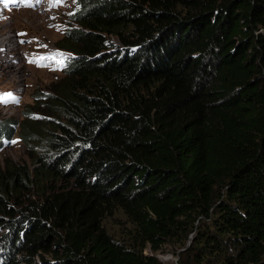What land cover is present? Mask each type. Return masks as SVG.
<instances>
[{"label": "trees", "instance_id": "trees-1", "mask_svg": "<svg viewBox=\"0 0 264 264\" xmlns=\"http://www.w3.org/2000/svg\"><path fill=\"white\" fill-rule=\"evenodd\" d=\"M68 17L70 65L22 110L25 157L0 163V264H264V0Z\"/></svg>", "mask_w": 264, "mask_h": 264}, {"label": "rangeland", "instance_id": "rangeland-1", "mask_svg": "<svg viewBox=\"0 0 264 264\" xmlns=\"http://www.w3.org/2000/svg\"><path fill=\"white\" fill-rule=\"evenodd\" d=\"M74 4L75 0H59V3L55 0H32L28 6L24 0H0V45L9 40L14 43V47L2 45L4 52L1 57H5V61H0V93L10 92L18 99V102L0 103V120H17L15 135L1 141L4 149L0 152V163L6 157H25L27 148L19 138L22 110L33 102L32 96L37 90L46 91L52 82L63 76L60 65L51 60L44 61L45 65L51 66L43 67L29 63V60L64 53L59 39L70 25L68 16L74 11ZM112 41L119 43L115 37ZM17 47L19 50L12 53ZM11 61H15L12 67L14 74L6 73L2 68V64L9 66ZM69 65L70 61L63 64L64 67ZM12 140L17 142H6ZM158 256L167 264L178 262V257L171 252L159 253Z\"/></svg>", "mask_w": 264, "mask_h": 264}, {"label": "snow or ice", "instance_id": "snow-or-ice-1", "mask_svg": "<svg viewBox=\"0 0 264 264\" xmlns=\"http://www.w3.org/2000/svg\"><path fill=\"white\" fill-rule=\"evenodd\" d=\"M56 3H59V0H55ZM30 6V5H28ZM20 35H26L24 33H21ZM23 43V41H21ZM68 59V57L65 56L63 53H56L51 56H38V57H33L31 60H29V63H34L37 66H51V65H45L44 61L46 60H51L54 63L58 65H63L65 60ZM8 102H18L17 97L14 96L13 93H0V103H8ZM8 143H16L17 141L12 140V141H6Z\"/></svg>", "mask_w": 264, "mask_h": 264}, {"label": "bare ground", "instance_id": "bare-ground-1", "mask_svg": "<svg viewBox=\"0 0 264 264\" xmlns=\"http://www.w3.org/2000/svg\"><path fill=\"white\" fill-rule=\"evenodd\" d=\"M2 45L4 46V47H6V46H9V45H11V47H14V43H11V41L9 40V41H7V42H4V43H2L1 45H0V57L1 56H3V48H2ZM12 50H13V48H12ZM17 50H19V48L17 47V49H14L13 51H12V53L13 52H16ZM5 58V57H4ZM4 58H0V61L1 62H4L5 61V59ZM7 60V59H6ZM14 64H15V61H11V64L9 65V66H6L5 65V63L4 64H2V66H4V67H2V68H5L4 69V71L6 72V73H9V74H14V72H13V70L14 69H12V67L14 66ZM11 67V69H9ZM1 68V67H0Z\"/></svg>", "mask_w": 264, "mask_h": 264}, {"label": "water", "instance_id": "water-1", "mask_svg": "<svg viewBox=\"0 0 264 264\" xmlns=\"http://www.w3.org/2000/svg\"><path fill=\"white\" fill-rule=\"evenodd\" d=\"M191 238H192V236H190ZM191 242H192V239H190L189 241H188V244H187V248L191 245ZM186 248H183V249H181L180 251H183V250H185ZM159 257V256H158ZM179 259V258H178ZM177 259V260H178ZM177 264H178V262H177Z\"/></svg>", "mask_w": 264, "mask_h": 264}, {"label": "clouds", "instance_id": "clouds-1", "mask_svg": "<svg viewBox=\"0 0 264 264\" xmlns=\"http://www.w3.org/2000/svg\"><path fill=\"white\" fill-rule=\"evenodd\" d=\"M54 6V5H53ZM62 50V49H61ZM63 51V50H62ZM63 54H67V52L66 51H64V53ZM72 57H76V55H74V54H70ZM15 125V124H14Z\"/></svg>", "mask_w": 264, "mask_h": 264}]
</instances>
